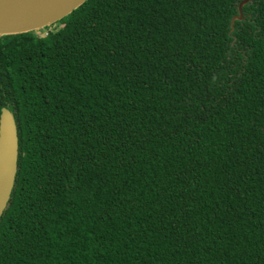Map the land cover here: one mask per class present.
<instances>
[{
	"label": "trees",
	"instance_id": "obj_1",
	"mask_svg": "<svg viewBox=\"0 0 264 264\" xmlns=\"http://www.w3.org/2000/svg\"><path fill=\"white\" fill-rule=\"evenodd\" d=\"M87 0L0 37L18 161L0 264H264V0Z\"/></svg>",
	"mask_w": 264,
	"mask_h": 264
},
{
	"label": "water",
	"instance_id": "obj_2",
	"mask_svg": "<svg viewBox=\"0 0 264 264\" xmlns=\"http://www.w3.org/2000/svg\"><path fill=\"white\" fill-rule=\"evenodd\" d=\"M87 0H0V37L39 33L71 14ZM250 0H241L238 15L231 20H243L242 8ZM18 161V135L13 114L0 111V218L8 207L14 188Z\"/></svg>",
	"mask_w": 264,
	"mask_h": 264
}]
</instances>
